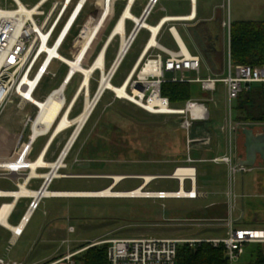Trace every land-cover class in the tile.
<instances>
[{
    "label": "rangeland",
    "instance_id": "rangeland-1",
    "mask_svg": "<svg viewBox=\"0 0 264 264\" xmlns=\"http://www.w3.org/2000/svg\"><path fill=\"white\" fill-rule=\"evenodd\" d=\"M23 2L33 4L36 0H23ZM124 3L125 1L122 0L117 1L116 7L113 9L114 15L109 22L103 25L108 11L106 4L101 13L95 17V22L88 31L83 47L78 50L73 49V41L69 40L61 50V54L65 57H71L73 51L80 54V56L75 54L78 59H83V56L89 53L88 63L90 64L112 31L114 22ZM144 4V0H137L132 10L133 14L139 16ZM49 6L50 3L45 8L47 9ZM189 9L188 1L162 0L156 5L148 19V23L155 25L158 19L165 14H186ZM198 9L199 15L196 21L188 24L189 26L176 25V29L188 49L193 53L202 54L201 72L199 74L192 72L190 76L204 77L212 73H223L226 70L227 36L222 21L226 18H229L231 22L264 20V0H199ZM88 14H96L93 6L86 8L82 19L84 20ZM82 19L80 23L83 21ZM209 23L217 24L220 28L218 51H212L215 44L212 39H207V36L204 35L205 26ZM126 26V30L129 31L132 27L131 22H126ZM167 30L164 32L163 41L170 42ZM148 35L146 30L140 31L115 74L112 82L114 85L118 86L123 82L140 54ZM119 43L118 38L113 41L109 49L107 66L112 64ZM153 53L151 52V54ZM54 70L58 76H46L43 79L35 96L37 99L43 101L42 99L52 89L58 87L67 68L63 64L55 63ZM99 78V71L91 77L90 87L94 89V92L91 93L92 95L89 94L88 97L92 99L95 96ZM80 79L81 76L77 74L69 83L65 92L67 100H70L77 87L79 88ZM218 88L220 93L214 96V101H207L206 105L211 112L210 121L213 123V128H217L216 134L221 137L214 136L216 139L214 141L222 149L217 155L222 156L225 152L224 135L219 128L226 124V113L224 111L223 85L219 84ZM194 90L195 92L199 90L198 84L195 85ZM86 97V93L80 95L74 107L73 115H79L82 112ZM15 104L16 101L10 102L9 105H5L4 111L3 109L0 111V114L2 111L4 112L0 118V152L2 153L4 151V153H8L7 150L10 148L7 140L3 141L5 139L3 134L6 129L10 132L24 130V127L20 128V124L18 125L20 118H24L23 124L25 125L27 115L33 116L35 113V110L30 106L18 110ZM171 105L175 107L183 106L181 103L173 102H171ZM92 113L79 134L77 142L71 147V152L69 151V155L67 154L65 157L66 166L64 165L59 171L64 176L52 184L51 190L58 188L100 190L114 182L112 175L129 176L120 181L114 188L117 190H132L144 183L141 175L167 174L171 173L176 165L188 164L186 163L188 135L180 125L181 118L179 115L149 113L127 99L117 98L109 90L104 92ZM209 122L195 123L190 135L192 137L200 134L209 135L203 130ZM240 123L250 127L259 124L254 128L256 132L264 126L263 123ZM27 128L21 147L24 146L31 134V125L29 124ZM75 129L76 127L73 126L64 131L58 137V141L66 145ZM19 136L20 134L14 135L11 140L15 141ZM6 138H9V136ZM46 139L47 136L39 138L29 154L28 160L35 158ZM218 139L220 142H217ZM234 144L238 155L243 156L245 152L244 135L239 130L235 135ZM190 146L193 148L198 145L191 142ZM192 164L199 171V186L209 192L207 198L76 197L63 200L53 199V205L64 204V215L62 218L52 221L59 228L61 236L70 240L69 245L73 250L83 248L80 246L89 242L85 246V250H87L89 247L94 246L91 244L117 237H222L226 233V227L222 225L197 226L192 223L201 220L205 223L222 224L229 218L230 211L233 213L234 218H237L242 211V207L243 216L236 221L235 226L264 228V162H261L260 166L258 165L260 169L254 168L252 171L245 173H232L229 171L227 164L209 160H197ZM242 182L245 193L243 197L241 195ZM38 183L36 182V185ZM177 187V181L174 179L157 178L152 181L150 186L147 187L146 185L145 190H176ZM186 187L189 188V183ZM0 188L14 189L15 186L7 180L0 179ZM230 190L235 193V196L229 195ZM47 201L44 200L40 209L34 213L25 234L17 241L16 245L12 246L10 255L20 258L30 254L36 255V253H40L41 256L56 254V248L58 249L61 242L58 235L56 238L50 237V239L45 230L51 217L43 214V208L48 207L50 209L52 207V204L49 205ZM27 202L28 200L25 198L20 199L13 216L9 220L10 224L16 225L18 223ZM211 202H214L213 206H211ZM232 205H234V209H231ZM209 207H213L215 210H211ZM68 225L74 227L73 232L67 230ZM9 236L10 233L0 226V249L8 245ZM102 244L105 243L96 245ZM64 247L60 251L64 252L67 245L64 244ZM253 249L249 245L245 249V253L234 264L251 263L254 257L251 253ZM82 252L79 254H82ZM66 262V264H69L68 261Z\"/></svg>",
    "mask_w": 264,
    "mask_h": 264
},
{
    "label": "built area",
    "instance_id": "built-area-1",
    "mask_svg": "<svg viewBox=\"0 0 264 264\" xmlns=\"http://www.w3.org/2000/svg\"><path fill=\"white\" fill-rule=\"evenodd\" d=\"M117 1L120 0H36L35 3L31 4L24 3L23 0H0V111L8 102L12 100V98H17V105L19 108H24L27 104H30L35 110L33 116L27 115L26 117L24 127L27 128V126L30 124L31 134L28 136L24 146L21 147L24 134L27 132L28 128L26 131H23L15 141L13 140L11 147L9 146L11 148L10 155L0 156V179L7 180L15 186L14 189L0 188V199H2V201H0V215L3 212V215L0 216V226L8 228L11 232L8 249H10L15 244L17 239L22 236L32 215L39 208L41 199L46 196L43 194L38 197L24 193H18V195L15 194L16 192H21L22 185L27 187L29 181L32 179V177H34L30 176L28 179H26L25 176L28 173L25 172L24 169H28L30 173L31 168L29 166L23 165V161H29L27 160V155L30 151L32 143L38 137L50 136L55 124L60 117L59 114L46 133L39 134L34 139H32L33 126L37 116L41 112V107L37 104V102L28 98L27 93L35 97L43 79L46 76H58L57 72L54 70V64H63L66 66L67 70L61 83L58 85V87L52 89L50 93L42 100L46 101L49 97H51L63 87L62 95L64 97L62 111L66 108L77 91L76 89L70 100H67L65 95L66 89L71 80L77 74L81 76V82L83 73L79 70L72 72L71 65L65 62L60 56H58V54H61V50L69 40L73 41V49L78 50L79 45L76 43V39L79 37L86 24L94 17H97L105 8L106 4L108 6V11L105 15L106 19L103 25L109 22V20L114 15L113 9L116 7ZM122 1H125V3L120 14L114 22V26L121 16H123L125 9L129 7V10L132 12L137 0ZM144 1L145 4L142 7L139 16H135L140 21L142 20L143 22H148V19L154 11L156 5L162 0ZM182 1L189 2V12L186 14L176 15L175 17H183L182 15L194 14L193 18L190 20L173 18L172 20L165 21L155 36L158 44L152 45L149 48H147V46L152 37V31L149 28L144 27L142 23L139 24L134 18H125V37L130 40V43L126 52L124 53L123 59L132 47L141 30H146L149 34L140 54L123 80L124 82L125 80L127 81L129 79L126 90L129 94L136 98V100H131L130 98H127V100L138 105L139 107H142L144 110L152 114L179 115L181 118L180 125L188 135V157L186 159V163L188 164L176 166L171 174L155 175L153 178L174 179L177 181V189L160 190L156 193V195L147 193L149 194L147 195V198L196 199L199 196H203V193L196 189L197 169L192 164L195 162V159L190 155V143H209L210 137L209 135L192 137L190 132L192 131L195 123L210 120L211 112L206 105V102L214 101V96L220 93L218 86L219 84H222L226 124L222 125L219 129L222 132L228 130L231 141V133L237 131L239 125H241L240 122L235 121L233 118V110L237 97L241 92L250 90L253 85L258 84L263 85L264 87V63L260 65L233 64L230 46L232 22L229 18H226L222 21V26L224 27L227 36L226 70L220 74L212 73L204 77L190 76V73L192 72H196L198 74L201 72L202 55L194 54L190 51L188 54L183 52L182 47L177 41L172 29L175 28L177 24L189 26L188 24L197 20L199 15V0ZM49 3L50 6L46 9L45 7ZM88 6H93L96 14H88L83 20L82 18ZM164 16L160 17L156 24H160L163 19H165ZM81 19L83 21L80 23ZM128 21L132 24V27L129 31L126 30V22ZM165 28H168V30L173 35V38L177 44L176 49L168 48L160 43L161 35L163 29ZM116 38L119 39L120 43L113 62H115V59L121 52V35H116L111 40V42H113ZM146 48L147 51L144 53ZM151 52L154 53L151 54ZM70 56L71 57L67 58L75 59V52L72 51ZM89 56V53H86V55L83 56V60L80 61L83 66H89L93 61L92 60L90 64L88 63ZM122 61L120 63H122ZM150 63H154V65L157 66V69L149 67L148 70H146V67ZM105 65L106 68L110 67L107 66L106 62ZM120 65L121 64H119L113 73L111 81H113ZM145 70L146 72H144ZM97 71L100 72V70H96L95 72ZM142 72L143 74H141ZM167 80L173 82L197 83L200 85L201 90L207 95L203 98H191L185 101L183 106H172L168 97H165L161 94V85ZM89 90L91 94V87H89ZM135 91H137L138 94H136ZM82 93L85 95L86 91H81L80 95ZM113 93L115 94V92ZM155 96H157L162 101V105L166 106L165 108H162L161 104L155 103L153 104L152 109H149L145 108L144 105L139 104L138 102V100H140L142 103H147L148 105L152 100V97L154 98ZM77 101L74 103L68 116L71 117ZM194 106L199 107V109L197 108L196 110V107ZM68 129L69 128L64 129L59 134ZM212 161L227 164L229 171L232 173H245L253 170V166H240L237 164L233 156V150L231 146L227 153L220 157L212 158ZM181 167L193 169L194 174H186L182 176L177 175L176 172ZM53 177L55 176L50 178L45 177L42 186L38 190L39 193H41L43 188L49 189ZM128 177L129 176H126L123 179ZM187 183H189V188L186 187ZM182 188L187 191L185 195L180 194V190ZM229 195L234 196L232 190L229 191ZM24 197H29L30 202L28 203L18 223L16 225L11 224L13 227H16V229H13L7 226L5 222L10 224V218L12 217L20 199ZM231 209H234V205L231 206ZM235 223L236 220H234L232 217V212L230 211L229 218L226 219L222 224H214L211 222L205 223L201 220L199 222L192 223L196 224L197 226L222 225L226 227V233L222 237H117L109 240L99 241L91 245L100 243L108 244V264H178L177 248L179 244L188 243L190 246H196L202 242H208L216 247L222 246L224 248V255L228 260V264H234V262H236L240 256L245 253V249L249 245H259L264 249V228L239 227L235 226ZM68 231L73 232L74 227L72 225L69 226ZM69 243L70 240L68 238L62 241V245H67V253L59 261L64 260L68 261L69 264H75L73 257L85 250L86 247L78 248L77 250H71ZM0 264H26V262L15 259H1Z\"/></svg>",
    "mask_w": 264,
    "mask_h": 264
},
{
    "label": "bare ground",
    "instance_id": "bare-ground-1",
    "mask_svg": "<svg viewBox=\"0 0 264 264\" xmlns=\"http://www.w3.org/2000/svg\"><path fill=\"white\" fill-rule=\"evenodd\" d=\"M182 16L183 17L164 16L165 19H163V21L160 24L151 25V24H148L147 22H143L142 20L140 21L129 10V7H128L127 9L124 10L123 16H121V18L117 21V23L113 27L111 34L109 35L106 42L103 44L101 50L94 57L93 61L89 65V67L82 65V63L80 61L83 59L77 58L76 55L80 56V54H78L77 52H75V54H76L75 59H69V58L63 56L62 54H58V56H60L65 62H67L68 64L71 65L72 72L76 71V70L81 71L83 73V78H82L81 84L79 85V88H77V91L75 92L72 100L70 101V103L66 106V108L63 111H62V109H63V97H64L62 95L63 87L61 89H59L56 93H54L51 97H49L46 101H44V100L41 101V100L31 96L29 93H27L28 98L37 102V104L41 107V112L37 116V119H36L35 124L33 126L32 139H34L39 134L46 133L50 129L52 123L55 121V119L58 117L59 114H60V118L58 119L57 123L55 124V126L53 128V131L51 134V136H52L51 141L53 140V138L57 134H59L60 132H62L66 128H70V127L74 126V127H76V129H75V132L72 134V137L70 138L69 142L65 145V147L63 149L64 152L59 157V159L56 160V162L51 163V162L46 161L44 159V154H41L36 160H34L32 162L23 161V165L29 166L31 168V172L26 174V176H25L26 179H28L30 176H40V174L36 172V168L39 166H45V167L51 168L48 173L44 174L45 177L50 178L52 176H55V177H63L64 176L63 174L59 173L58 169H60L61 167H64L65 157L67 156L71 147L74 145L77 138L79 137V134L81 133L82 129L84 128L88 118L92 114V111H93L94 107L96 106L97 102L101 99V97H102L101 94H102L104 89L111 90V91L115 92L116 96L121 98V99L130 98L131 100H136V98L133 97L131 94H129L128 91L126 90L129 79L127 81L125 80L121 85H118V86L114 85L111 81V76L113 75V73L115 72V70L117 69L119 64H121L120 62L122 61L124 53L126 52L128 45L130 43V40H128L127 37H125V18L126 17L134 18L139 24L142 23L144 27H147L152 31V37H151L149 44L147 46V48H149L152 45L158 44L155 36L165 21L172 20L173 18L190 20L191 18H193L194 14L193 15L188 14V15H182ZM94 22H95V17L93 19H91L90 22H88L86 24V26L83 28L81 34L79 35V37L76 39V43L79 45L78 49H80V47H83V45L85 44L88 31H89L90 27L92 26V24H94ZM173 32H174L179 44L181 45L183 52L188 54L189 53L188 49L186 48V45L183 42V40H181V37L179 36L177 30L173 28ZM118 34H120L122 37V42L120 45L121 52H120L119 56L115 59V62H113L109 68H106V65H105L106 50H107L109 44L111 43V40ZM147 48L145 49L144 53L147 51ZM149 67L157 69V66L154 65V63H150L146 67V70H148ZM96 70H100V78L98 81V87L96 89L95 96L92 99L91 97H88L90 94L89 87H90L91 77L94 75ZM146 70L144 72H146ZM141 74H143V72ZM81 91H86V96H87L85 99V103H84V109L82 110V112L79 115L71 118L70 116H68V114H69L71 108L73 107L74 103L78 100ZM135 93L138 94L137 91H135ZM138 102H139V104L144 105L145 108H149V109H152V106L155 103H158L161 105L163 104L162 101L157 96H155L154 98L152 97V100L149 102L148 105H147V103H142L140 100H138ZM165 107H166L165 105H162V108H165ZM194 107H196V106H194ZM197 108L199 109V107H196L195 109L197 110ZM62 112H63V114H62ZM173 112H177V111H173ZM176 174L179 176L186 175V174H194V170L190 169V168L181 167L177 170ZM154 177H155V175H151V174L150 175L149 174L141 175V178H143V180L145 181L146 184H147V182H149ZM112 178L114 179L113 183L115 184V183H119L124 178V176L123 175H112ZM144 187L140 186V187H137V188L132 189V190H117L113 187V185H109L108 187L100 189V190H65V191L64 190L63 191H61V190H59V191L58 190H48V189L43 188L41 193H39L38 191L36 192L34 190L27 188L25 185H22L21 192H16L15 194L18 195V193H24L27 195H34L37 197L40 196L41 194H43V195H45V194H47V195H58V196H85V197H147V195H149L147 193H152V195H156V193H154V192H149V191L145 190ZM186 192L187 191L184 188H182L180 190L181 195H185ZM152 195H150V196H152ZM2 215H3V212L0 216H2ZM5 224L7 226L13 228V229H16V227H13L8 222H5Z\"/></svg>",
    "mask_w": 264,
    "mask_h": 264
},
{
    "label": "trees",
    "instance_id": "trees-1",
    "mask_svg": "<svg viewBox=\"0 0 264 264\" xmlns=\"http://www.w3.org/2000/svg\"><path fill=\"white\" fill-rule=\"evenodd\" d=\"M217 23V22H216ZM207 39H212L218 51L220 28L217 24L209 23L205 26ZM111 42L106 50L105 61L107 63ZM167 45L176 47L175 42H165ZM231 59L234 65H260L264 63V20H238L231 24L230 34ZM211 51V52H212ZM113 82V81H112ZM197 83L165 81L161 85V94L168 97L170 102L181 103L191 98H203L207 94L203 92L198 84L199 90L195 92ZM93 90V91H92ZM94 89L91 88V93ZM104 95V94H103ZM79 114V113H78ZM93 114V113H92ZM77 114L71 115V117ZM233 118L237 122L263 123L264 124V87L253 85L248 91L239 94L235 101ZM210 121V120H209ZM208 121V122H209ZM213 123L210 121L208 128ZM79 138V137H78ZM78 140V139H77ZM77 142V141H76ZM74 146V145H73ZM72 150V149H71ZM70 150V152H71ZM69 152V153H70ZM69 155V154H68ZM89 242L82 244L85 247ZM254 255L249 264H264V249L259 245H251ZM108 244L94 245L87 250L74 256L75 264H108ZM178 264H228L222 246H213L211 243L202 242L196 246L182 243L177 248Z\"/></svg>",
    "mask_w": 264,
    "mask_h": 264
},
{
    "label": "crops",
    "instance_id": "crops-1",
    "mask_svg": "<svg viewBox=\"0 0 264 264\" xmlns=\"http://www.w3.org/2000/svg\"><path fill=\"white\" fill-rule=\"evenodd\" d=\"M164 16V15H163ZM165 16H176V15H166L165 14ZM162 17V16H161ZM148 23V22H147ZM148 24H150V23H148ZM152 25V24H151ZM156 25V24H155ZM177 27H175L174 29H176ZM166 29H168V28H165V29H163V32H162V35H161V40H160V43L161 44H163L164 46H166V47H168V48H172V49H176L177 48V44H176V41L174 40V38H173V35L171 34V32L169 31V30H167L168 32H167V34H168V36H169V38H170V40L172 41H174L175 42V44H176V47L175 46H173V45H167V44H165V41H163V38H164V32H165V30ZM177 30V29H176ZM172 31H173V29H172ZM112 32V31H111ZM111 32H110V34H111ZM178 32V31H177ZM109 34V35H110ZM179 34V33H178ZM109 35H108V37H109ZM180 36V35H179ZM108 37H107V39H108ZM176 37V36H175ZM181 37V36H180ZM106 39V40H107ZM177 39V38H176ZM106 40H105V42H106ZM181 40H183L182 38H181ZM178 41V40H177ZM104 42V43H105ZM184 42V41H183ZM185 43V42H184ZM186 45V44H185ZM103 46V45H102ZM181 46V45H180ZM102 48V47H101ZM186 48L188 49V47L186 46ZM101 50V49H100ZM99 50V51H100ZM98 51V52H99ZM190 50L188 49V52H189ZM191 52V51H190ZM193 53V52H192ZM194 54H200V53H198V52H196V53H194ZM200 55H202V54H200ZM114 56H116V53H115V55ZM114 58L115 57H113V59L112 60H114ZM106 62V61H105ZM107 64V63H106ZM89 67V66H88ZM115 77V76H114ZM50 93V92H49ZM48 93V94H49ZM47 94V95H48ZM46 95V96H47ZM45 96V97H46ZM44 97V98H45ZM14 101H16V108L18 109V110H22V109H24V108H26V107H28V106H30V107H32L33 109H34V107L32 106V105H30V104H27L24 108H19V106L17 105V103H18V100H17V98H12V100L10 101L11 103H13ZM10 102H8L7 104H6V106L7 105H9V103ZM6 106L3 108V111H4V109L6 108ZM1 112V114H0V118L2 117V114L4 113V112ZM29 115V114H28ZM23 120H24V118H20V120H19V123H18V125L20 124V128H23L24 127V124H23ZM209 121V120H208ZM208 121H204V122H208ZM203 123V122H202ZM210 123V122H209ZM215 124V123H214ZM209 125V124H208ZM208 125H205L204 126V128H203V130H204V132L205 133H207V134H209V137H210V142L209 143H201V142H194V144L195 145H198V146H194L193 148L190 146V155H191V157L192 158H194L195 159V161H205V160H209V161H212V158H214V157H216V156H220V155H217V153L219 152V151H221L222 149H220V147H218L217 146V143L214 141V140H216L215 138H214V136L216 137V130H217V128H213V126H211L210 128H208ZM257 126V125H256ZM256 126H254V127H252L253 129L256 127ZM24 129H25V127H24ZM24 130L22 129V131H19V132H10V131H8L7 129H6V131H5V133L3 134V137H5V139L3 140L4 142H5V140H7V143H8V145L11 147V144H12V142H13V139L11 140V138L14 136V135H18V134H21L22 132H23ZM239 131H241V130H239ZM236 133H237V131H235ZM235 132H232L231 133V141H230V133L228 132V130L227 131H225V132H223V135H224V150H225V152H224V154L225 153H227L228 151H229V149H230V146L232 147V150H233V156H234V158H235V160H236V162H237V159L239 158V157H244L245 156V152H244V155L243 156H239L238 155V153H237V150H236V146H235V144H234V139H235V135H236V133ZM62 134V133H61ZM61 134H59L58 136H55L54 138H53V140L51 141V137L52 136H47V139H46V141L44 142V144L42 145V147H41V149H40V151L38 152V154L35 156V158H33V159H31V160H29V162H32V161H34V160H36L41 154H44V159L46 160V161H48V162H56V159L58 158V156L60 155V152L62 151V149H64L63 147H64V145H65V143H60L59 141H58V137L61 135ZM9 136V138H6L7 136ZM200 136H206V135H197V136H194V137H200ZM218 136V138H221L219 135H217ZM2 137V136H1ZM42 137V136H41ZM39 138L40 137H38L33 143H32V145H31V148H30V151H29V153H28V155H27V158H28V156H29V154L32 152V150H33V147H34V145L36 144V142L39 140ZM1 140H2V138H1ZM24 140V139H23ZM51 141V142H50ZM217 142H220V140L218 139V141ZM9 151V152H8ZM5 152V151H4ZM2 153V152H0V156H8V155H10V152H11V148H9L8 150H7V152L8 153ZM223 154V155H224ZM206 156H208V157H206ZM28 160V159H27ZM28 162V161H27ZM212 162H214V161H212ZM217 163V162H216ZM258 163V164H257ZM256 164H255V166H253V169L254 168H257V169H260V165H261V161H259V162H257ZM194 165V164H193ZM259 165V166H258ZM176 166H179V165H176ZM175 166V167H176ZM195 166V165H194ZM196 167V166H195ZM62 168V167H61ZM60 168V169H61ZM50 169L51 168H49V167H45V166H39V167H37L36 168V172L37 173H39L40 174V176H34V177H32V179L29 181V183H28V188L29 189H31V190H34V191H38L39 189H40V187L42 186V184H43V182H44V180H45V176H44V174H46V173H48L49 171H50ZM60 169H58V171H60ZM175 169V168H174ZM174 169H173V171H174ZM196 169H197V181H196V189L197 190H199L200 192H202L203 193V196H199L198 198H207L208 196H209V192H207L206 190H203L200 186H199V184H198V174H199V171H198V168L196 167ZM24 171L25 172H27V173H29V170L28 169H24ZM172 171V172H173ZM171 172V173H172ZM171 173H167V174H171ZM42 174V175H41ZM59 179H62V177H53V179H52V182L50 183V186H49V190H51L50 189V187L52 186V184L56 181V180H59ZM157 179V178H156ZM123 180V179H122ZM121 180V181H122ZM153 180H155V179H153ZM152 179L149 181V182H147V184L145 183V181H144V183L142 184V185H140V186H146L147 185V187L148 186H150V184L152 183V181H153ZM36 182H39L37 185H36ZM35 186H37V187H35ZM139 186V187H140ZM145 188V187H144ZM243 182H242V193H241V195H242V197L245 195V193H244V190H243ZM53 190H61V191H65V190H72L71 188H58V189H53ZM160 190H162V189H159V190H147V191H149V192H154V193H157L158 191H160ZM233 192V191H232ZM233 194H234V196H235V193L233 192ZM46 196H44L42 199H41V202H40V204H39V208L35 211V213L40 209V207H41V205L43 204V202H44V200H48L47 202L49 203V205H51L53 202H52V200L53 199H58V200H60V199H70V198H76V197H85V196H58V195H47V194H45ZM25 199H27L28 200V202H27V204H26V207H27V205H28V203L30 202V198L29 197H24ZM198 198H196V199H198ZM155 199V198H154ZM156 199H159V198H156ZM173 199H175V198H173ZM182 199H189V198H182ZM51 200V201H50ZM211 204V206H213L214 205V202H211L210 203ZM242 204H243V201H242ZM63 206H64V204H61L60 203V205H53L52 204V207L49 209L48 207L47 208H43V214L45 215V216H47V215H50V217H51V219H50V221L47 223V225H46V228H45V230H46V232H47V235L49 236V238L51 237V238H56V236L58 235L59 236V240H60V245H59V247H58V249L56 248V254H53V255H43V256H41V254L39 253V254H37L36 253V255L34 254V255H28V256H22V257H20V258H17V257H14V256H12V255H10V252H11V248L10 249H8V245H9V240H10V237H11V232H10V230L8 229V228H5V227H3V226H1L4 230H6L8 233H10V236H9V238H8V245L6 246H3L1 249H0V260L1 259H15V260H22V261H25L26 262V264H66L67 262L66 261H64V260H62V261H59L62 257H64L65 255H66V253H67V247H66V249H65V251L64 252H62V251H60V250H62L63 249V247H64V245H62V241L63 240H65V239H67V238H64V237H62L61 235V232L59 231V228L57 227V225L54 223V221H52V220H54V219H57V218H62L63 217V215H64V211H63ZM26 207H25V209H26ZM211 210L213 209V207H209ZM16 210V209H15ZM213 210H215V209H213ZM25 211V210H24ZM15 212V211H14ZM24 213V212H23ZM14 214V213H13ZM34 215V214H33ZM33 215H32V217H33ZM13 216V215H12ZM22 216V215H21ZM243 216V207H242V211H241V213H240V215L237 217V218H234V216H233V213H232V217L234 218V220H239L241 217ZM32 217H31V219H32ZM11 219V218H10ZM31 219H30V221H29V223L31 222ZM263 222V221H262ZM28 223V224H29ZM28 226V225H27ZM27 226H26V228H25V230H24V232H23V234H22V236L21 237H19L18 239H17V241H19L22 237H23V235L25 234V232H26V229H27ZM69 226H71V225H68V227ZM68 230V229H67ZM50 238V239H51ZM17 241L15 242V245H16V243H17ZM65 248V247H64ZM70 249L71 250H73V248L70 246ZM58 254H60L59 256H58Z\"/></svg>",
    "mask_w": 264,
    "mask_h": 264
},
{
    "label": "water",
    "instance_id": "water-1",
    "mask_svg": "<svg viewBox=\"0 0 264 264\" xmlns=\"http://www.w3.org/2000/svg\"><path fill=\"white\" fill-rule=\"evenodd\" d=\"M104 91L105 89L101 95H103ZM26 130L27 128L24 129V131ZM238 130H241L244 135L245 156L239 157L237 159V164L240 166H255L259 161L264 162V126L261 127L260 131L256 132L252 127L241 124ZM63 152L64 150L62 153ZM117 184L118 183H112L111 185L115 187Z\"/></svg>",
    "mask_w": 264,
    "mask_h": 264
},
{
    "label": "flooded vegetation",
    "instance_id": "flooded-vegetation-1",
    "mask_svg": "<svg viewBox=\"0 0 264 264\" xmlns=\"http://www.w3.org/2000/svg\"><path fill=\"white\" fill-rule=\"evenodd\" d=\"M205 35V34H204ZM211 52V51H210ZM207 53V52H206Z\"/></svg>",
    "mask_w": 264,
    "mask_h": 264
}]
</instances>
